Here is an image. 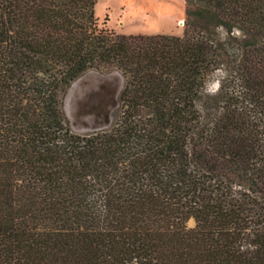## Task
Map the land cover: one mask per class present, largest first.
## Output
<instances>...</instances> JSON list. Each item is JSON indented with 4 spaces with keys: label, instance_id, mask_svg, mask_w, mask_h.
<instances>
[{
    "label": "trees",
    "instance_id": "trees-1",
    "mask_svg": "<svg viewBox=\"0 0 264 264\" xmlns=\"http://www.w3.org/2000/svg\"><path fill=\"white\" fill-rule=\"evenodd\" d=\"M97 1L0 0V264H264V0H185L181 37L118 35ZM91 71L124 86L81 135Z\"/></svg>",
    "mask_w": 264,
    "mask_h": 264
},
{
    "label": "rangeland",
    "instance_id": "rangeland-1",
    "mask_svg": "<svg viewBox=\"0 0 264 264\" xmlns=\"http://www.w3.org/2000/svg\"><path fill=\"white\" fill-rule=\"evenodd\" d=\"M185 0H98L94 16L100 24L118 35H172L181 37L185 18ZM181 20V21H180ZM225 74L211 76L205 93H217L210 87L223 81ZM123 78L117 73L87 72L71 84L64 97V112L74 133L85 135L105 130L114 123L118 104L113 93L122 90ZM193 226V220L188 222Z\"/></svg>",
    "mask_w": 264,
    "mask_h": 264
},
{
    "label": "clouds",
    "instance_id": "clouds-1",
    "mask_svg": "<svg viewBox=\"0 0 264 264\" xmlns=\"http://www.w3.org/2000/svg\"><path fill=\"white\" fill-rule=\"evenodd\" d=\"M218 88V84H214L210 87V91H215Z\"/></svg>",
    "mask_w": 264,
    "mask_h": 264
},
{
    "label": "water",
    "instance_id": "water-1",
    "mask_svg": "<svg viewBox=\"0 0 264 264\" xmlns=\"http://www.w3.org/2000/svg\"><path fill=\"white\" fill-rule=\"evenodd\" d=\"M183 24H184V22L182 21V22H181V25H183Z\"/></svg>",
    "mask_w": 264,
    "mask_h": 264
},
{
    "label": "bare ground",
    "instance_id": "bare-ground-1",
    "mask_svg": "<svg viewBox=\"0 0 264 264\" xmlns=\"http://www.w3.org/2000/svg\"><path fill=\"white\" fill-rule=\"evenodd\" d=\"M180 21H181V20H180ZM181 22H182V21H181ZM181 22H180V23H181Z\"/></svg>",
    "mask_w": 264,
    "mask_h": 264
}]
</instances>
